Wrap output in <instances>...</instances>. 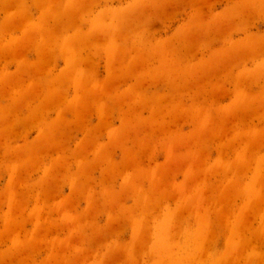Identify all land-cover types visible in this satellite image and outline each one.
<instances>
[{
	"label": "rangeland",
	"instance_id": "1",
	"mask_svg": "<svg viewBox=\"0 0 264 264\" xmlns=\"http://www.w3.org/2000/svg\"><path fill=\"white\" fill-rule=\"evenodd\" d=\"M0 264H264V0H0Z\"/></svg>",
	"mask_w": 264,
	"mask_h": 264
}]
</instances>
